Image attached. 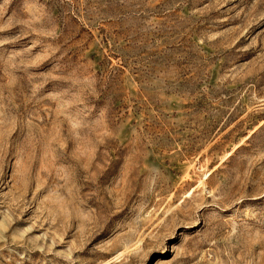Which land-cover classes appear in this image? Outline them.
I'll return each instance as SVG.
<instances>
[{
	"label": "rangeland",
	"instance_id": "1",
	"mask_svg": "<svg viewBox=\"0 0 264 264\" xmlns=\"http://www.w3.org/2000/svg\"><path fill=\"white\" fill-rule=\"evenodd\" d=\"M0 264H264V0H0Z\"/></svg>",
	"mask_w": 264,
	"mask_h": 264
}]
</instances>
